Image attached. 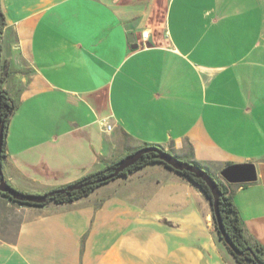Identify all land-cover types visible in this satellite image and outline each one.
Masks as SVG:
<instances>
[{
  "label": "crops",
  "instance_id": "crops-1",
  "mask_svg": "<svg viewBox=\"0 0 264 264\" xmlns=\"http://www.w3.org/2000/svg\"><path fill=\"white\" fill-rule=\"evenodd\" d=\"M0 6L2 87L15 102L6 183L45 194L155 145L228 184L245 238L264 247V0ZM244 163L256 180L221 175ZM211 216L204 193L160 162L72 201L0 194V264H239Z\"/></svg>",
  "mask_w": 264,
  "mask_h": 264
},
{
  "label": "trees",
  "instance_id": "trees-1",
  "mask_svg": "<svg viewBox=\"0 0 264 264\" xmlns=\"http://www.w3.org/2000/svg\"><path fill=\"white\" fill-rule=\"evenodd\" d=\"M5 24L6 23H5L4 15L0 6V38ZM2 79L3 78L0 74V127L3 128L2 130L3 138H2L1 153H0V179L3 178L1 162H2V158L5 156L6 133L8 130L10 117L15 109L14 100L10 96L9 92L2 87ZM147 146H155V145L145 144L143 147H147ZM121 159L107 165L105 168L99 171L87 174L82 179L68 185L67 187L56 189V190L67 189L69 187H74L83 184L80 188H73L71 191H69V194H67L66 192L60 193L57 191L47 202L51 201L55 203H61V202H67L78 199L80 197L89 194L99 185L106 183L116 177L127 175L149 163L160 162L164 164L166 167L171 168L168 164L156 158L154 152H148L141 155L138 161H136L133 165L121 171L116 177H110V174L114 171L115 167L118 165V162ZM175 171L180 173L182 176H184L186 179L191 181L193 184H195L204 193V195L209 200V202H211L209 188L201 178L196 177L193 173L189 171H177V170ZM207 172L209 173V171ZM217 182L221 191V195L218 200V209L220 213L222 227L226 233L228 243H226L223 240V238L220 236L219 231L217 230L216 227L215 216L214 213L212 212L215 227L220 239H222V241L224 242L230 253L234 256V258L239 264H264V259L262 257V254L264 253V247L261 245L249 243L243 234L242 224L240 221L238 210L234 204L232 194L229 189V185L220 180H217ZM0 194L9 198V196L6 193H0ZM47 202L42 204H35L28 202H21V203L30 204V205H44Z\"/></svg>",
  "mask_w": 264,
  "mask_h": 264
},
{
  "label": "water",
  "instance_id": "water-1",
  "mask_svg": "<svg viewBox=\"0 0 264 264\" xmlns=\"http://www.w3.org/2000/svg\"><path fill=\"white\" fill-rule=\"evenodd\" d=\"M133 40V38L131 39ZM134 48L137 46L134 45ZM3 128L0 127V153H1V145H2V134ZM154 152L155 157L159 160L168 164L171 168L177 171H189L193 173L196 177L201 178L207 185L210 191L211 196V206L216 220V227L219 231L220 236L223 240L228 243V239L226 233L222 227V222L220 218V213L218 209V200L221 195L220 188L218 186L217 180L210 175L204 168L200 167L191 162L183 161L180 158L174 156L172 153L158 147V146H147L143 148H139L134 152L126 155L123 157L119 162L118 165L115 167L114 171L110 174V177H116L121 171L126 169L127 167L133 165L144 153ZM221 175L228 183H248L256 180V173L254 169V165L251 163H244V164H233L225 167ZM83 184L69 187L67 189H60V190H52L45 194H27L21 192L14 187L10 186L4 178L0 179V193H6L10 199H13L17 202H28V203H35V204H42L47 202L55 192L60 193H67L71 191L73 188H80Z\"/></svg>",
  "mask_w": 264,
  "mask_h": 264
},
{
  "label": "built area",
  "instance_id": "built-area-1",
  "mask_svg": "<svg viewBox=\"0 0 264 264\" xmlns=\"http://www.w3.org/2000/svg\"><path fill=\"white\" fill-rule=\"evenodd\" d=\"M150 31L149 30H143L141 33V38L142 40L146 41L149 37ZM111 125L107 124L106 125V129H110Z\"/></svg>",
  "mask_w": 264,
  "mask_h": 264
},
{
  "label": "rangeland",
  "instance_id": "rangeland-1",
  "mask_svg": "<svg viewBox=\"0 0 264 264\" xmlns=\"http://www.w3.org/2000/svg\"><path fill=\"white\" fill-rule=\"evenodd\" d=\"M209 203H210V202H209ZM210 211H211V213L213 212L211 204H210ZM211 218H212L211 220H212L213 228L216 229V227H215V223H214V219H213V216H211Z\"/></svg>",
  "mask_w": 264,
  "mask_h": 264
}]
</instances>
